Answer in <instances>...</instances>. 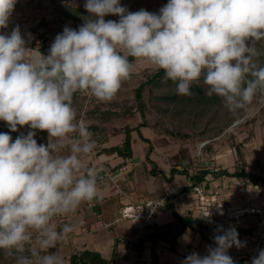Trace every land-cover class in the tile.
<instances>
[{
	"label": "clouds",
	"instance_id": "obj_1",
	"mask_svg": "<svg viewBox=\"0 0 264 264\" xmlns=\"http://www.w3.org/2000/svg\"><path fill=\"white\" fill-rule=\"evenodd\" d=\"M15 4L0 0V29ZM84 8L90 16L57 34L47 54L27 47L19 26L0 34V121L11 132L30 129L14 141L0 132V249L19 254L16 264H66L60 245L74 225L58 230L54 220L98 197V172L85 163L96 142L77 119L75 93L110 102L133 74L130 58L163 70L178 95H191L203 77L206 94L230 111L264 93L256 47L264 41V0H168L158 13L128 11L120 0H85ZM37 130L47 132L46 145ZM217 231L207 255L193 252L183 264H234L227 253L243 246L238 232ZM251 264H264V250Z\"/></svg>",
	"mask_w": 264,
	"mask_h": 264
},
{
	"label": "rangeland",
	"instance_id": "obj_2",
	"mask_svg": "<svg viewBox=\"0 0 264 264\" xmlns=\"http://www.w3.org/2000/svg\"><path fill=\"white\" fill-rule=\"evenodd\" d=\"M167 2L168 0H120L121 5L128 11L145 9L154 13H158ZM84 3L85 0H16L8 27L0 29V34H10L13 28L19 26L21 35L27 41V47L38 48L43 53L40 49L42 42L38 37V31L43 32L48 36L45 45L47 54L55 37L61 34L65 27L78 29L84 23V12L88 13ZM66 6L72 9L65 12ZM88 16H90L89 13ZM105 20L118 21L119 17L108 15ZM34 41L35 45H33ZM256 47L260 52L258 63L261 66L264 59V41L258 42ZM133 64V74L122 83L120 90L110 102H101L87 93L80 92H77L72 100L78 120H83L86 126L101 124L108 128V139H111L108 146L122 144L125 128H141L143 136L152 144L150 160L146 155L149 149L148 143L139 138L137 131H133V156L127 160V163L136 162L139 172L144 171L149 180L156 182L154 184L163 183L166 188H170L166 189L165 195H173L188 184L184 174H176L172 182L167 181L166 178L170 176L173 166H178V170L189 169L190 172L204 167L215 170L226 168L234 172L241 165L236 145L242 143L245 148L246 170L264 177V93L257 92L252 103L245 109L230 111L220 97L215 95L209 97L206 94L207 86L203 84V77L200 81L194 82L191 87L199 86L204 90V95L197 96L198 92L193 88L190 90L191 95L184 96L176 93V84L164 75L157 83L146 85L142 96L147 109L143 117L137 108L135 89L141 82L148 79L149 73L157 69L144 60H135ZM92 110L94 114L90 115L89 112ZM0 127L3 132L13 137V132L4 121H0ZM19 128L27 133L30 131L27 126ZM44 134L47 138H44ZM35 139L38 144L46 145L48 134L37 130ZM138 160L139 163H137ZM152 161L156 163L159 170L164 172L166 178L162 174H149L154 167ZM148 168L151 169L148 170ZM261 190L262 186L253 185L242 178L232 176L215 178L210 174L206 181L191 192L196 197V199L194 197V212L205 223L225 225L226 228L233 224L237 225V228H245L250 222L253 224L262 222L261 228L255 229L254 232L262 233L261 237H263L264 194ZM145 200H140L139 204H143ZM139 204L128 206L126 209L136 210ZM256 207L263 212V215L253 216V212H250L251 215L241 216L245 211H251ZM169 209L171 210L170 207ZM157 212L156 209L153 214L155 219L150 221L154 222L152 228L156 227ZM127 218L139 221L142 228L148 224L141 218L125 217L123 213L119 215L116 222ZM54 222L56 223L55 220ZM213 237L214 235H212V241H214ZM238 238L243 246L240 248L233 246L229 250L254 251L255 246L251 235H242ZM65 242H69L70 253L67 256L64 251L61 253L66 264H69L70 256L83 251L85 246L79 248L68 239H65ZM67 243L64 244L67 245ZM165 243L161 245L160 250L167 249ZM30 247L26 246L27 251L24 255H30ZM184 251L186 252V249ZM148 252L149 249L146 250V253ZM111 253L112 249L108 252L109 256ZM238 254L234 253V256H231L234 264H251V257L247 255L248 258L243 262V258H239ZM137 256V254L133 255L134 264H150V252L145 256L144 254L138 258ZM117 257L118 254L116 264H129L127 259L119 260ZM168 259L166 254L162 255L160 264L168 263L170 260Z\"/></svg>",
	"mask_w": 264,
	"mask_h": 264
},
{
	"label": "crops",
	"instance_id": "obj_3",
	"mask_svg": "<svg viewBox=\"0 0 264 264\" xmlns=\"http://www.w3.org/2000/svg\"><path fill=\"white\" fill-rule=\"evenodd\" d=\"M110 140L108 139L106 142L98 144L97 150L85 159L86 166L95 168L98 171V176H101V171L108 170L104 179H97L98 197L90 202L82 203L74 213L68 216L56 217L55 221L57 228L59 222L62 226L65 223L74 225L73 231L66 237V239L73 241V245L79 248L85 246L83 250H97L106 258L110 257L108 252L111 251L116 239H120L117 258L119 260L127 259L126 261L129 264H134L133 255L136 256V253L132 249H127L124 240L130 242L136 241L140 235L146 232V226L142 228L139 221L128 218L119 219L117 222L116 219L119 218L124 208L137 205L140 203V200H165L166 189L170 188H166L163 183L154 184L156 182L149 180L150 178L144 174V171L139 172L140 170L137 168L136 162L127 163L128 159H123V157L116 153L109 155L103 153L102 149L104 147H110L107 145ZM67 147L65 151H67ZM137 163H139V160ZM134 164L136 165L134 166ZM150 169L148 168V170ZM149 174L151 175V173ZM191 192L192 190L176 198H169L168 202L174 203L180 215L191 214L194 217H198L196 212H194L195 196ZM156 219V227L166 236H171L179 224L167 204L158 210ZM205 235L206 239L202 237L199 231L188 228L179 237L174 251L170 249L168 243H165L167 246V249H164L165 252L160 250L161 245H164V241H160L158 245L159 256L161 259L164 254L169 257L170 260L168 259L169 262L166 264H183L185 258L193 252L201 256L207 255L209 246L215 247V243L211 239L212 235L215 234L207 232ZM64 243L67 242L65 240L62 242L61 251H64L67 256L70 253L71 247L69 246V242L67 245ZM147 243L150 244L149 242ZM147 243L144 256L150 252ZM147 249H149L148 253H146ZM184 249H186V252ZM234 253H239V258H243L244 262L248 258L247 255L252 252L228 250L227 254L234 256Z\"/></svg>",
	"mask_w": 264,
	"mask_h": 264
},
{
	"label": "trees",
	"instance_id": "obj_4",
	"mask_svg": "<svg viewBox=\"0 0 264 264\" xmlns=\"http://www.w3.org/2000/svg\"><path fill=\"white\" fill-rule=\"evenodd\" d=\"M65 12L68 10L72 9L69 6H66ZM84 17L85 19L88 18V13L84 12ZM38 37L41 39V46L40 49L41 51L46 54L45 52V45L48 40V36L44 34L43 32L38 31ZM36 42L34 41L33 45H35ZM131 62L133 63L136 59L130 58ZM261 66H264V59L261 62ZM165 75L163 70H157L155 72H151L148 74V79L146 81L141 82L139 87L135 89L136 93V100H137V108L141 112L142 116L145 117L146 114V104L143 100V91L146 87V85L151 84V83H157L163 76ZM195 88L196 91L198 92L197 96H203L204 95V90L200 88L199 86H193L191 89ZM190 89V90H191ZM77 94V93H75ZM74 94V95H75ZM90 115L94 114V110L89 112ZM144 125V124H143ZM145 126V125H144ZM89 131L93 133L92 139L95 140L96 145L102 144L108 140V128L103 125H98V124H90L87 126ZM125 136L122 144H118L115 146H110V147H104L102 149L103 153L106 154H117L123 159H129L132 158L133 156V149H132V137H133V131H137V134L139 138L143 141L148 143L149 149L146 153L147 158L150 160V154L152 153V144L150 143V140L145 138L141 132L140 127L132 128V127H127L125 128ZM0 132H3L2 128L0 127ZM21 134H27L26 131L22 130L21 128H18L17 132H13V141L15 138ZM44 138H47L45 136ZM210 148V147H209ZM236 151L239 157V160L241 161V165L237 167V169L234 172H230L228 169H211L209 167H204L200 169H196V171L190 172L189 169H183V170H178V166H173V168L170 171V176L166 178L164 175V172L162 170H159L156 166V163L153 162L152 164L154 165L153 169L151 170L152 175H159L162 174L168 182H172L174 180V177L176 174H184L187 179L186 185H184L178 192H176L173 195H169L165 197V205L167 204L173 213V216L178 220V227L176 230L173 232L171 236H166L162 232H160L158 227H151L152 225H147L146 226V232L138 237V239L135 242H130L127 240L125 241V244L127 248H130L135 251V253L141 257L144 254V251L147 247L146 243H150V254H151V262L150 264H160V256L158 253V245L160 241H164L170 245L171 250H175V247L177 245V241L179 237L183 234V232L190 228V229H195L199 231L204 239H206V233H212L216 234L219 233L217 230L220 226L223 227V229H228L226 228L227 226L225 225H216V224H210V223H205L200 217H194L191 214L187 215H180L173 202H168V199L171 197H178L181 194L187 193L194 188L198 187L201 185L203 181H206L208 175H213L215 178L220 177V176H232V177H238L242 178L245 180H248V182L252 183L253 185L257 186H262L264 188V177L260 176L259 174L255 172H248L246 170V161H245V148L242 143H239L236 145ZM120 166V165H119ZM118 166V167H119ZM115 170V169H114ZM112 170V171H114ZM108 170L105 169V171H101V176H98L97 179H104L105 176L107 175ZM263 193V192H261ZM167 200V201H166ZM257 208V207H256ZM122 213V211H121ZM251 215L249 212H244L242 215L243 217H246V215ZM253 216H259L258 213H253ZM62 227V224L59 222L58 225V230ZM230 227H234L236 231L238 232V237L244 236V235H251L254 234V230L256 227L252 222L246 227V228H237L236 225H231ZM220 234V233H219ZM120 239H116L114 242L113 248H112V253L109 258L104 257L99 251L97 250H90L86 249L83 250L79 253L72 254L70 256V262L69 264H78V260L81 262V264H116V256L118 254V244ZM27 251V249H25ZM252 253H250L248 256L249 258L252 257ZM19 254H13L9 255L7 250L0 249V264H16L17 257Z\"/></svg>",
	"mask_w": 264,
	"mask_h": 264
},
{
	"label": "built area",
	"instance_id": "obj_5",
	"mask_svg": "<svg viewBox=\"0 0 264 264\" xmlns=\"http://www.w3.org/2000/svg\"><path fill=\"white\" fill-rule=\"evenodd\" d=\"M98 172V171H97ZM264 194V188H262L261 190ZM170 194H167V196H169ZM165 206V200L164 199H158V200H148L145 201L143 204H139L136 210H127L126 208L124 209V211H122L123 216L127 217V216H133L135 218H141L142 220H144L146 223H148L147 225H153L154 222H150V221H154V217L153 214L155 213L156 209L158 211L159 208L164 207ZM127 210V211H126ZM246 212H253V213H258L260 216L263 215L262 211L259 208H253V210H249ZM244 214V213H243ZM242 214V215H243ZM241 215V216H242ZM262 218V217H261ZM150 222V223H149ZM259 224H254V226L257 228H261V226L263 225L262 222H258ZM146 225V226H147ZM262 236V233L260 232H254V234L252 235L253 237V244H254V251L252 254V257H255L258 255L260 250H264V236Z\"/></svg>",
	"mask_w": 264,
	"mask_h": 264
},
{
	"label": "water",
	"instance_id": "obj_6",
	"mask_svg": "<svg viewBox=\"0 0 264 264\" xmlns=\"http://www.w3.org/2000/svg\"><path fill=\"white\" fill-rule=\"evenodd\" d=\"M78 264H81V262L78 260Z\"/></svg>",
	"mask_w": 264,
	"mask_h": 264
}]
</instances>
